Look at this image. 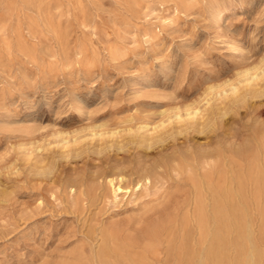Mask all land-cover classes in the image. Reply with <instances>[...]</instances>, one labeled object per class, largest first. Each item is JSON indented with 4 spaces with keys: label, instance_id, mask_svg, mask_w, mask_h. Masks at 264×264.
<instances>
[{
    "label": "rangeland",
    "instance_id": "obj_1",
    "mask_svg": "<svg viewBox=\"0 0 264 264\" xmlns=\"http://www.w3.org/2000/svg\"><path fill=\"white\" fill-rule=\"evenodd\" d=\"M263 64L264 0H0V264H264V194L247 178L264 159ZM206 101L215 121L193 148L243 175L218 219L186 205L166 164L108 187L111 170L164 158L126 127Z\"/></svg>",
    "mask_w": 264,
    "mask_h": 264
},
{
    "label": "bare ground",
    "instance_id": "obj_2",
    "mask_svg": "<svg viewBox=\"0 0 264 264\" xmlns=\"http://www.w3.org/2000/svg\"><path fill=\"white\" fill-rule=\"evenodd\" d=\"M256 74H254V76H252L251 78H245L243 81L246 83L245 84L243 83L244 86L241 85L242 88H244L245 90H248L249 88H251L253 86L252 83L258 79ZM259 80H261V79H259ZM259 80H257V82ZM256 83H254L255 86H256ZM262 84H264V82ZM225 85H227V84H225ZM262 87H261V89H262ZM258 88H257V90H258ZM229 90L235 96V94H237L238 91H240V87L235 86V84H233L230 86ZM226 91L227 90L224 91V95L226 94ZM252 91H253V89H252ZM239 97H240V94H239ZM224 98H226V95L224 96ZM231 99L234 100V98H231ZM231 99H229V100L231 101ZM218 101L219 100H217V103H218ZM204 105L205 106H202V108H200L201 106L200 107H192L191 106L192 108L188 106L185 109L183 108L184 111H180V109H176V111L173 112L172 115L168 114L169 116H166V118H164V120H160L156 124H153L154 121L152 122V124H150L149 122H142V121L140 122L139 121L135 125L133 124V126L129 127L127 125L128 127H126V128L128 130V133L130 132V134H131V136H129L130 139L133 136L132 138L134 140L138 139V141L140 143H142L146 146V149H151L153 152H157V153H162V154L165 153L164 158L161 157L160 158L161 161L158 163H154L153 165H148V164H146L147 162H145L144 165H139L137 168H134V170L130 169V171H127L128 169L126 170L124 167H122V168L120 167L121 169L116 167V168H118L117 170H111L107 175L105 174L103 176L108 187L113 192L123 191V190L124 191L128 190V191L132 192V190L134 191L138 187L145 186L148 183H150L152 180H154V178L161 176L160 175L161 173L159 172V170L166 164V166H168V168L170 169L169 172L172 176H173V173H177V174H179V176L180 175H186V177H187V179L191 185L190 186L188 184L192 188V192L189 195L190 197L189 198L187 197L188 199H187L186 205L187 206L193 205L199 210H202V208L204 206H211L212 209H214V211H215V217L218 219L219 210L225 202V200L222 198L223 187L225 185H227L226 182H228V180H229V185L231 184L230 181H232V182L233 181H238V182L240 181L241 182L243 175H241L242 172L239 174L237 171V173H236L235 172L236 170H234V168L232 166H230V164L229 165L224 164L223 151L219 147H216L212 150H205L206 148L205 149L200 148L197 150V149L193 148V144H195L196 140H197L196 135H195V130H197L198 132H202L204 130V128L207 126L208 122H210L212 120L214 123V121H215V120H213L214 119L213 115H215V114H213L214 110L211 111L213 108H211L212 105L210 104V102L206 101L204 103ZM218 105H220V104H218ZM218 107H220V106H218ZM215 111H216V108H215ZM219 111H221L220 108H219ZM169 113H171V112H169ZM221 114H222V116L225 115L224 112L223 113L221 112ZM165 115H167V114H165ZM146 121H147V119H146ZM130 125H132V123H130ZM132 129H133V132H132L133 134L131 133ZM102 132L103 131H99V133H102ZM96 133H97V131H96ZM121 133L123 134V132H121ZM121 133L119 132L120 135L118 133H115V132H113L112 134H118L117 137H119V136H121ZM263 133H264V125H262L260 127V129L258 130V132L256 134L257 135L256 136V142L259 146L264 145L263 144V135H262ZM100 135L101 134H98V137ZM94 137H93V140H94ZM95 138H97V137H95ZM99 138H97V139L99 140ZM121 139H122V137H121ZM125 139L126 138H124L123 140H125ZM101 140H103V139H101ZM134 140H132V142H136ZM115 141L117 142V140H115ZM127 141H129V140H126V143H128ZM97 142H100V141H97ZM108 142H110V141H108ZM67 144L68 143H66V145ZM100 144H102V143L100 142ZM110 144H108V145L110 146ZM119 145H120V143H119ZM67 148H69V147H66V150H67ZM169 149H172V151L167 152ZM229 149L231 150L230 146H228V148H227L228 152L230 151ZM65 153H68V151ZM208 159H213L214 163H212L211 166L210 165L208 166L206 164L209 167V173H203V171H205V168H206V167H203V165L205 163H207ZM231 163H232V161H231ZM162 170H164V169H162ZM213 175H215V178H213L214 177ZM103 178H102V180H103ZM247 178L249 180L251 179L250 180L251 182L253 181V183L255 184V186L253 184V187L255 190H256V188H258L259 193L264 194V159L257 161L255 163H253V165H251L250 170H249L248 175H247ZM69 187H70V190H68L69 193H70V191L75 192L78 189L77 184L74 185V183ZM242 188H243V186H242ZM128 191H127V193H128ZM258 203H259V201H258ZM262 203L264 204V200L262 201ZM140 222L141 221L139 220V223ZM125 227H127V226H125ZM122 228H123V226H122ZM120 230L121 229L119 227L118 229L116 228L114 231H118V233H119ZM110 233L111 232H109L107 234V237L110 235ZM199 257L201 258V256H199ZM201 261H203V260H201ZM199 264H201V263H199Z\"/></svg>",
    "mask_w": 264,
    "mask_h": 264
}]
</instances>
